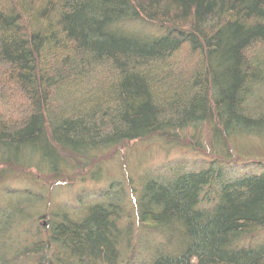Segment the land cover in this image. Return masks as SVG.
<instances>
[{"label": "trees", "instance_id": "trees-1", "mask_svg": "<svg viewBox=\"0 0 264 264\" xmlns=\"http://www.w3.org/2000/svg\"><path fill=\"white\" fill-rule=\"evenodd\" d=\"M4 1L0 264H264V158L229 150L264 139V112L246 109L264 70V0ZM105 67L116 82L104 98L61 116L57 95ZM184 139V165L107 177L113 151ZM73 172L104 185L58 202Z\"/></svg>", "mask_w": 264, "mask_h": 264}, {"label": "rangeland", "instance_id": "rangeland-1", "mask_svg": "<svg viewBox=\"0 0 264 264\" xmlns=\"http://www.w3.org/2000/svg\"><path fill=\"white\" fill-rule=\"evenodd\" d=\"M29 1L32 3V0ZM3 2L5 1L1 0L0 3L3 4ZM261 50L262 49H260L259 51L261 52ZM259 51L255 53L258 56L262 53H260ZM56 54L58 55V52ZM63 56L56 61L59 62L61 58H63ZM258 56H256V58ZM192 58L193 57H191V60L194 59ZM196 63L197 60L195 58L194 62L190 64L195 65ZM95 75L94 77L92 76L93 78L89 77L88 80L85 79V82L79 83V86L75 85L73 87H69V89L65 91L66 95H57L56 100H61L62 104L64 103L61 116L78 115L77 112H74V108L71 106L73 105V102H80L85 98V95L89 94H93L94 97L100 96V98H104V93H106L107 91L109 92V89L112 88L116 82L115 74L112 73L109 68L105 67L101 72ZM103 84H106L107 86L101 88V85ZM162 93L165 94V92L161 91L159 95L161 97H164V94ZM6 99L7 101L4 98L0 99V108L2 107L11 112L12 109L8 106V104H11L13 102H9L8 96H6ZM246 109L249 114H258V112L260 113V111L264 112V70L262 71L261 79L253 86L252 96L249 103L247 104ZM0 115L4 116L5 113L1 111ZM11 116L14 120H17V118L19 117L16 115L15 111L13 114L11 113ZM202 139V152L207 155L213 154L214 147L212 144L211 135L208 134L207 131H205L203 132ZM182 142L179 147L175 145H165L159 140H152L149 142L141 143H130L126 148L121 149L118 152L113 151L103 158V166H105L107 177L114 180H127L128 177H132L134 182H137L139 176L148 170L153 171L157 169H166V167H170L172 165L173 167L177 168L179 165H184L186 162H189L190 159H192L190 156H192L193 154L191 152H186L187 141L184 139V141ZM232 142L233 143L230 144V147H228L234 155L242 154L246 157L264 158V139L243 138L234 140ZM200 154L202 155L203 153ZM86 172L88 174L89 170L86 169ZM78 173L79 172H73L72 174L68 175V182H74V184L69 187L66 186L67 188L63 187L57 193L56 197L58 202L71 203L72 199L82 189L89 191L103 187L105 181H102V184H96L94 181H92V179L90 181L88 179L85 186H80V181L83 176L78 177ZM84 173L85 172H83V174ZM84 176L87 177L88 175ZM11 183L19 184L20 181L16 180L15 182Z\"/></svg>", "mask_w": 264, "mask_h": 264}]
</instances>
